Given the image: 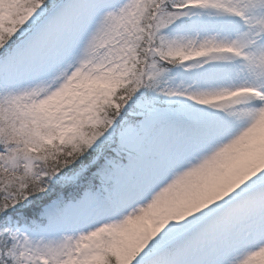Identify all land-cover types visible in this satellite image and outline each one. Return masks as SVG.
<instances>
[{
    "label": "snow or ice",
    "instance_id": "1",
    "mask_svg": "<svg viewBox=\"0 0 264 264\" xmlns=\"http://www.w3.org/2000/svg\"><path fill=\"white\" fill-rule=\"evenodd\" d=\"M0 264H264V0H0Z\"/></svg>",
    "mask_w": 264,
    "mask_h": 264
}]
</instances>
